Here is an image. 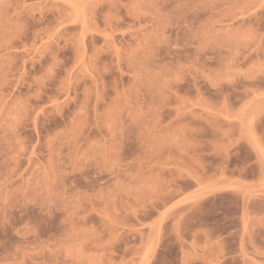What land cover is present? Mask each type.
Listing matches in <instances>:
<instances>
[{
  "label": "rangeland",
  "instance_id": "374dc122",
  "mask_svg": "<svg viewBox=\"0 0 264 264\" xmlns=\"http://www.w3.org/2000/svg\"><path fill=\"white\" fill-rule=\"evenodd\" d=\"M0 264H264V0H0Z\"/></svg>",
  "mask_w": 264,
  "mask_h": 264
}]
</instances>
